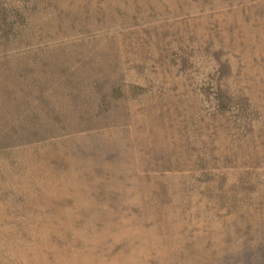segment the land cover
<instances>
[{
	"label": "rangeland",
	"instance_id": "rangeland-1",
	"mask_svg": "<svg viewBox=\"0 0 264 264\" xmlns=\"http://www.w3.org/2000/svg\"><path fill=\"white\" fill-rule=\"evenodd\" d=\"M0 264H264V0H0Z\"/></svg>",
	"mask_w": 264,
	"mask_h": 264
}]
</instances>
